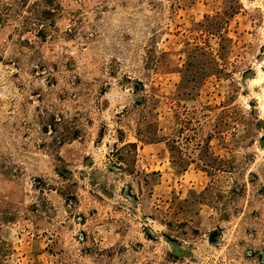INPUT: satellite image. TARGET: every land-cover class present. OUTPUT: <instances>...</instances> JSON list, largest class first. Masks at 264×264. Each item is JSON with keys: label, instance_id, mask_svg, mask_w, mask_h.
I'll return each instance as SVG.
<instances>
[{"label": "rangeland", "instance_id": "rangeland-1", "mask_svg": "<svg viewBox=\"0 0 264 264\" xmlns=\"http://www.w3.org/2000/svg\"><path fill=\"white\" fill-rule=\"evenodd\" d=\"M0 264H264V0H0Z\"/></svg>", "mask_w": 264, "mask_h": 264}, {"label": "trees", "instance_id": "trees-1", "mask_svg": "<svg viewBox=\"0 0 264 264\" xmlns=\"http://www.w3.org/2000/svg\"><path fill=\"white\" fill-rule=\"evenodd\" d=\"M37 6H38V5H37ZM10 7H11V8H10ZM6 9H7V10H11V11H13V8H12V6H10V5H9V6H7V7H6Z\"/></svg>", "mask_w": 264, "mask_h": 264}]
</instances>
